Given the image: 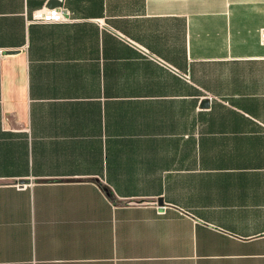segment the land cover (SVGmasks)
I'll list each match as a JSON object with an SVG mask.
<instances>
[{"label": "crops", "instance_id": "1", "mask_svg": "<svg viewBox=\"0 0 264 264\" xmlns=\"http://www.w3.org/2000/svg\"><path fill=\"white\" fill-rule=\"evenodd\" d=\"M53 1L0 0V264H264V0Z\"/></svg>", "mask_w": 264, "mask_h": 264}, {"label": "built area", "instance_id": "2", "mask_svg": "<svg viewBox=\"0 0 264 264\" xmlns=\"http://www.w3.org/2000/svg\"><path fill=\"white\" fill-rule=\"evenodd\" d=\"M61 4L63 0H58ZM71 13L68 12L63 5L55 7V9H48L46 7H41L39 10L34 11L31 17L26 21L27 24H61V23H71ZM261 43L264 47V30L261 31L259 36ZM188 79V77H184Z\"/></svg>", "mask_w": 264, "mask_h": 264}, {"label": "trees", "instance_id": "3", "mask_svg": "<svg viewBox=\"0 0 264 264\" xmlns=\"http://www.w3.org/2000/svg\"><path fill=\"white\" fill-rule=\"evenodd\" d=\"M99 187L102 188V190L105 193V195L107 196V198L110 199L112 202H114L115 199H114V196H113L111 190L109 188H106V187L100 185V184H99Z\"/></svg>", "mask_w": 264, "mask_h": 264}, {"label": "water", "instance_id": "4", "mask_svg": "<svg viewBox=\"0 0 264 264\" xmlns=\"http://www.w3.org/2000/svg\"><path fill=\"white\" fill-rule=\"evenodd\" d=\"M55 5H56V1L54 0L53 2H51V3L49 4V7H50V8H54ZM202 104H203V107H207V106H208V104H207L206 101H204Z\"/></svg>", "mask_w": 264, "mask_h": 264}]
</instances>
